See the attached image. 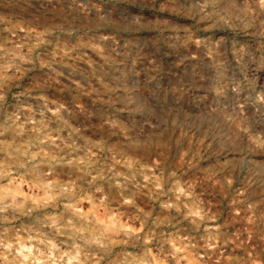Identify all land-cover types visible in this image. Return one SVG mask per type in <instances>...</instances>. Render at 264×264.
Listing matches in <instances>:
<instances>
[{
  "label": "clouds",
  "instance_id": "1",
  "mask_svg": "<svg viewBox=\"0 0 264 264\" xmlns=\"http://www.w3.org/2000/svg\"><path fill=\"white\" fill-rule=\"evenodd\" d=\"M0 264H264V0H0Z\"/></svg>",
  "mask_w": 264,
  "mask_h": 264
},
{
  "label": "rangeland",
  "instance_id": "2",
  "mask_svg": "<svg viewBox=\"0 0 264 264\" xmlns=\"http://www.w3.org/2000/svg\"><path fill=\"white\" fill-rule=\"evenodd\" d=\"M20 11V8H15L13 14H19ZM124 46L127 48V51L121 56L117 57L118 67L116 70L121 74L137 77L140 76L142 72L145 77H148L149 75L159 77L166 74L176 81L171 85L172 91H176L177 83H180L177 79L178 77H184L187 79L185 76V70L183 68L177 69L171 66L166 69L162 68L159 62V56H156V60L153 62L152 54H155L158 49L164 47V42L162 40L152 39L150 41H142L139 44L133 42L131 45H129L126 41ZM168 50L169 49H166L165 54H167ZM179 63L180 61L177 60L176 64ZM169 64H171L170 61ZM201 79H203L202 76ZM180 87L183 88V83H180ZM218 199L221 201V203L218 204L217 207L221 208L224 215H227L225 198L221 196ZM215 200L216 198H213V203H215ZM226 251L230 253L232 249L227 248Z\"/></svg>",
  "mask_w": 264,
  "mask_h": 264
}]
</instances>
